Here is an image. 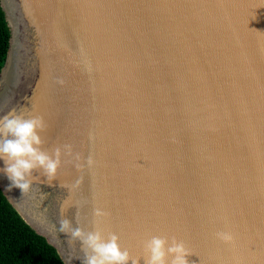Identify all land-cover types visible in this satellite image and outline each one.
I'll list each match as a JSON object with an SVG mask.
<instances>
[{"label":"water","instance_id":"95a60500","mask_svg":"<svg viewBox=\"0 0 264 264\" xmlns=\"http://www.w3.org/2000/svg\"><path fill=\"white\" fill-rule=\"evenodd\" d=\"M0 5V117H42V150L62 153L51 187L34 173L7 190L0 172V189L64 264L86 250L63 218L137 252L175 237L196 246L189 264H264V0Z\"/></svg>","mask_w":264,"mask_h":264},{"label":"clouds","instance_id":"9594fccd","mask_svg":"<svg viewBox=\"0 0 264 264\" xmlns=\"http://www.w3.org/2000/svg\"><path fill=\"white\" fill-rule=\"evenodd\" d=\"M45 128V121L40 116L26 118L13 111L0 117V161L4 163L0 172L10 182L7 190L18 188L22 193L30 191L38 176L34 173L42 174L49 187L53 185L61 167L62 153L59 148L52 155L42 150L40 133ZM67 150L70 152V149ZM86 163L89 168L94 165L91 158ZM94 215L100 221L106 213L96 209ZM59 231L70 240L78 241L86 250L83 264H140L141 260L143 264H189L187 257L191 255L185 243L175 237L169 241L153 236L145 242L144 257L133 259L129 251L121 247L116 234L105 237L99 229L85 233L68 218L60 220ZM216 238L225 245L234 242V236L229 231L217 232Z\"/></svg>","mask_w":264,"mask_h":264},{"label":"trees","instance_id":"16d2710c","mask_svg":"<svg viewBox=\"0 0 264 264\" xmlns=\"http://www.w3.org/2000/svg\"><path fill=\"white\" fill-rule=\"evenodd\" d=\"M10 31L0 5V72L9 48ZM0 264H64L56 249L37 234L0 189Z\"/></svg>","mask_w":264,"mask_h":264},{"label":"snow or ice","instance_id":"6c2138e0","mask_svg":"<svg viewBox=\"0 0 264 264\" xmlns=\"http://www.w3.org/2000/svg\"><path fill=\"white\" fill-rule=\"evenodd\" d=\"M213 2L215 3V5L217 7H225V6H227L229 0H213ZM110 234H113V233H110ZM184 243H185L186 247L189 249L191 255L198 256L197 255V251L198 250H197V248H196V246L194 244H190V243H186V242H184ZM256 247H257L256 244L252 243L250 245V251L255 252L256 251ZM126 249L129 251V253L133 257V259H138V258L144 257V250L140 251V252H137L134 247H129V248H126Z\"/></svg>","mask_w":264,"mask_h":264}]
</instances>
